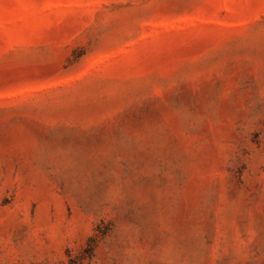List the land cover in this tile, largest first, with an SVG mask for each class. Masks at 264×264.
Instances as JSON below:
<instances>
[{
  "label": "rangeland",
  "instance_id": "rangeland-1",
  "mask_svg": "<svg viewBox=\"0 0 264 264\" xmlns=\"http://www.w3.org/2000/svg\"><path fill=\"white\" fill-rule=\"evenodd\" d=\"M0 264H264V0H0Z\"/></svg>",
  "mask_w": 264,
  "mask_h": 264
}]
</instances>
